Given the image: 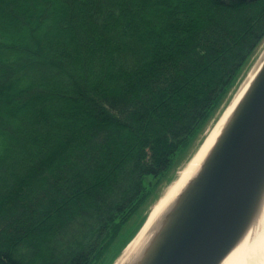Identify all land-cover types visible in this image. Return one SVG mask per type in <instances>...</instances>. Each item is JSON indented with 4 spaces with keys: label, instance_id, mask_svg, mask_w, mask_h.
<instances>
[{
    "label": "trees",
    "instance_id": "trees-1",
    "mask_svg": "<svg viewBox=\"0 0 264 264\" xmlns=\"http://www.w3.org/2000/svg\"><path fill=\"white\" fill-rule=\"evenodd\" d=\"M263 40L264 0H0V264H112Z\"/></svg>",
    "mask_w": 264,
    "mask_h": 264
},
{
    "label": "water",
    "instance_id": "water-1",
    "mask_svg": "<svg viewBox=\"0 0 264 264\" xmlns=\"http://www.w3.org/2000/svg\"><path fill=\"white\" fill-rule=\"evenodd\" d=\"M259 54L252 59L248 70ZM250 85L218 154L214 155V164L201 174L199 184L193 182L196 189L188 194L189 200L171 208L167 222L173 218L174 223H170V228L159 238L153 256L145 264H214L235 241L240 227L248 219L256 193L264 184V67ZM235 89L225 105L233 99Z\"/></svg>",
    "mask_w": 264,
    "mask_h": 264
},
{
    "label": "bare ground",
    "instance_id": "bare-ground-1",
    "mask_svg": "<svg viewBox=\"0 0 264 264\" xmlns=\"http://www.w3.org/2000/svg\"><path fill=\"white\" fill-rule=\"evenodd\" d=\"M263 49V48H262ZM254 61L248 75L241 80L235 89L233 99L225 105L218 120L209 127L194 154L179 169L176 177L153 203L144 225L137 235L117 256L114 264H145L153 256L157 241L174 223L169 219L171 208L189 200L188 194L195 190L194 183L201 182V174L208 172L214 164V155L218 154L222 140L230 127L238 106L247 97L250 84L264 67V49ZM248 219L240 227L235 241L225 249L214 264H264V184L256 193ZM167 222V223H166Z\"/></svg>",
    "mask_w": 264,
    "mask_h": 264
},
{
    "label": "rangeland",
    "instance_id": "rangeland-1",
    "mask_svg": "<svg viewBox=\"0 0 264 264\" xmlns=\"http://www.w3.org/2000/svg\"><path fill=\"white\" fill-rule=\"evenodd\" d=\"M263 46H264V40L261 43L260 47L255 51L256 53L254 54L252 59H254V57L258 53H260V49H262ZM252 59L250 60V62H252ZM250 64H249V66H251ZM249 66L246 68V70H244V72H242L240 78L244 77V75H245L244 73H246V71L250 68ZM212 123H209V126H207L205 128V130H204L205 132L204 133L207 132V130L209 129V127L211 126ZM197 144H198V141H196V145ZM194 150L192 149L190 152L188 151L189 153L187 152V153L182 154L181 156L177 157V159L173 163V167L167 172V174L164 175L165 177H163L160 181H158L159 183H157V185H155V187H154L155 189L153 190V192L151 194V197L149 198L147 203L140 209V211L138 212L136 217L133 218V221L130 220V225H131L132 222L133 223L136 222L135 225H131L133 231L136 228L137 224L140 222V219L147 215V213L150 211L149 209L151 208L153 203H155L158 200V197L160 196V194L167 188L168 183L170 181H172L176 177V175L178 174L179 169L184 166V164L186 163L188 158L192 155V152ZM150 184H152V183H150ZM117 256H119V254H117ZM97 264H106V263L99 260V262H97Z\"/></svg>",
    "mask_w": 264,
    "mask_h": 264
}]
</instances>
